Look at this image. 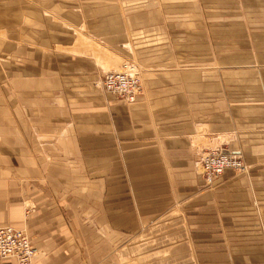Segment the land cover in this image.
Instances as JSON below:
<instances>
[{
    "label": "crops",
    "instance_id": "1",
    "mask_svg": "<svg viewBox=\"0 0 264 264\" xmlns=\"http://www.w3.org/2000/svg\"><path fill=\"white\" fill-rule=\"evenodd\" d=\"M28 1L0 0V228L29 233L35 264H264V0L84 7L67 24L100 53L47 26L41 55L58 8ZM112 56L142 68L134 102L95 86ZM214 147L249 173L207 187Z\"/></svg>",
    "mask_w": 264,
    "mask_h": 264
},
{
    "label": "rangeland",
    "instance_id": "2",
    "mask_svg": "<svg viewBox=\"0 0 264 264\" xmlns=\"http://www.w3.org/2000/svg\"><path fill=\"white\" fill-rule=\"evenodd\" d=\"M32 1H34L33 6L34 7L36 6L35 7L36 10H38V8L40 9V7H43L42 6L43 4H49V7H52V8L57 7L58 8L56 11L51 10V11L56 12L57 14L56 13H50L49 14L48 17H49L50 24L48 23V25H47L46 24L47 20L43 19V21H42V20H40V18H38L35 22V26H34L35 30L33 31V35H34L33 38H34V41L38 43L39 48L36 49V47H34V49L38 50L40 55L46 53V51H45L46 48L44 47V45L41 46V44H43L41 42H44V40H45V30L47 31V26H48V29L50 32L53 31V28H54L53 26L59 27V28L64 27V30L68 31L70 33L69 35H70L71 41L74 40V38H79V39L81 38L80 39L82 42L81 48H84L86 51L89 50L92 54H93V52L100 53L99 49L97 51L94 48L95 46L87 45V40L85 39L86 37H88V36H86V33H87V31H86L87 29H85L86 26H83L81 28V30H79L77 28H75V30H74V29H72L71 26H69L67 24V23H69V24H73L76 26L78 23L79 24L82 23L84 21L83 19L86 18L85 13L82 10L84 7H88V8L91 7L90 10H94V11L98 12L99 14H101V15H97L98 17H102V19H100V21H102V20L104 21V19H106V20L108 19L106 17L110 16V8L114 5V6H116V8H122L123 9L124 13L120 14V16L124 18V21H127L128 17L130 18V17H134V16H136V17L137 16H143V14H146V12H148L149 9H150V11L155 10L158 13L160 11V5L161 4L164 5V2H161L160 0H32ZM196 1H195V3H196ZM219 1H222V0H219ZM30 2H31V0H29L27 2V4H28V6L32 7ZM237 2H238V0H230V5H238ZM199 3L202 4L201 1H199ZM188 5H190V4L188 3ZM128 7L134 8L135 10H131L129 13L126 10ZM145 7H148L149 9L146 11L144 9ZM68 13H70L71 15H68ZM93 14H94L93 17H95V13H93ZM40 15H42V14H40ZM150 16H151V21L152 20L157 21L158 20L157 18H159V14H150ZM162 20H164V19H162ZM85 21H86V19H85ZM103 26H104V28L108 27L107 24H104ZM99 28H101V27L99 26ZM104 33H105V35L107 34V32H105V31H104ZM140 33H141V30H140ZM66 34H68V33H66ZM98 36H100V35H98ZM53 48H54V46H52L51 50H53ZM112 57L113 58L108 57L109 59L107 60V62H105L104 65H102L103 66L102 71L100 72V74L98 75V77L95 81V86L98 89H100L103 92V94L107 95L103 89V80H104L105 74L110 72V71L119 70L120 66L123 63H133L136 66H138V68L140 70L141 92H142V87H143L142 68L135 62L126 61V60H123V59H120V58L114 57V56H112ZM184 64H187V63H184ZM8 81H9V79H8ZM209 150H221V151L226 152V153H232L228 150L223 149V147H214V148H210V149L203 151V153L199 156V159L197 161L198 165L196 166L198 173L202 177L203 181H204V178L201 174V170H200V166H199V160H200V157L204 153L208 152ZM242 160H243V158H242ZM243 162H244V160H243ZM244 164L247 167V171L245 173H240V172L239 173L235 172V173L240 174V175L248 174L250 171L249 167L245 162H244ZM204 184L206 185L205 181H204ZM206 186L212 187V186H208V185H206ZM21 230H23L27 234V236L30 238V240L32 242V239H31L29 233L25 229H21ZM32 244L35 246V244L33 242H32ZM35 248H36V246H35ZM120 257L122 259H125L127 257V255H123V256L120 255ZM38 258H39V254H37L35 256L34 264H35L36 259H38ZM131 259L132 260H127V261L123 260V261H121L120 264H140L139 262L136 261L135 258H131Z\"/></svg>",
    "mask_w": 264,
    "mask_h": 264
},
{
    "label": "built area",
    "instance_id": "3",
    "mask_svg": "<svg viewBox=\"0 0 264 264\" xmlns=\"http://www.w3.org/2000/svg\"><path fill=\"white\" fill-rule=\"evenodd\" d=\"M105 93L126 102H134L141 94V77L138 66L123 63L119 70L105 74L103 80ZM201 174L206 185L212 186L225 171L245 173L247 167L236 153L209 150L199 160ZM37 249L27 234L16 227L0 228V259H15L17 264H34Z\"/></svg>",
    "mask_w": 264,
    "mask_h": 264
}]
</instances>
